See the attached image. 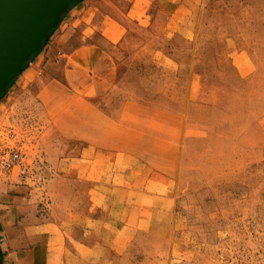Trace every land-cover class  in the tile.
I'll use <instances>...</instances> for the list:
<instances>
[{"label": "crops", "instance_id": "obj_1", "mask_svg": "<svg viewBox=\"0 0 264 264\" xmlns=\"http://www.w3.org/2000/svg\"><path fill=\"white\" fill-rule=\"evenodd\" d=\"M212 1L65 7L0 96L44 167L42 189L0 178V264H169L182 188L259 148L244 121L259 71L205 24Z\"/></svg>", "mask_w": 264, "mask_h": 264}, {"label": "rangeland", "instance_id": "obj_2", "mask_svg": "<svg viewBox=\"0 0 264 264\" xmlns=\"http://www.w3.org/2000/svg\"><path fill=\"white\" fill-rule=\"evenodd\" d=\"M204 14L210 29L219 35L226 31L252 53L254 72L256 68L259 72L253 85L254 111L251 108L244 117L245 135L259 148L252 150L246 143L243 158H230L212 181L203 186L190 182L182 188L169 264H264V0H213ZM16 117L13 112L0 114V161L7 151L25 152L13 140ZM250 121L253 128L248 127ZM41 163L36 158L31 165L7 169L0 163V178L8 179L15 171L31 174L42 189Z\"/></svg>", "mask_w": 264, "mask_h": 264}, {"label": "water", "instance_id": "obj_3", "mask_svg": "<svg viewBox=\"0 0 264 264\" xmlns=\"http://www.w3.org/2000/svg\"><path fill=\"white\" fill-rule=\"evenodd\" d=\"M75 0H0V94Z\"/></svg>", "mask_w": 264, "mask_h": 264}, {"label": "built area", "instance_id": "obj_4", "mask_svg": "<svg viewBox=\"0 0 264 264\" xmlns=\"http://www.w3.org/2000/svg\"><path fill=\"white\" fill-rule=\"evenodd\" d=\"M24 156V152L20 149L10 150L2 155L0 163L5 169L11 167L12 165L25 166Z\"/></svg>", "mask_w": 264, "mask_h": 264}, {"label": "trees", "instance_id": "obj_5", "mask_svg": "<svg viewBox=\"0 0 264 264\" xmlns=\"http://www.w3.org/2000/svg\"><path fill=\"white\" fill-rule=\"evenodd\" d=\"M52 29H53V28H51V29L48 31L47 35L41 40L38 49L41 47V45H42V44L44 43V41L47 39V37L49 36V33L51 32ZM30 58H31V57H30ZM30 58H29L28 60H30ZM28 60H26V61L23 63L22 68L25 66V64L27 63ZM14 79H15V78H14ZM14 79H12L11 82H10L8 85H10V84L14 81ZM8 85L5 87V89L8 87ZM3 92H4V91H3ZM3 92H2V93H3ZM2 93L0 94V96L2 95ZM1 256H2V253H1V251H0V262H1Z\"/></svg>", "mask_w": 264, "mask_h": 264}]
</instances>
